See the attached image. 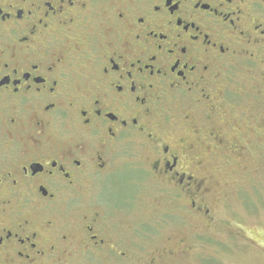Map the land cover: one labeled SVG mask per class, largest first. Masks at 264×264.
Instances as JSON below:
<instances>
[{"label": "flooded vegetation", "instance_id": "flooded-vegetation-1", "mask_svg": "<svg viewBox=\"0 0 264 264\" xmlns=\"http://www.w3.org/2000/svg\"><path fill=\"white\" fill-rule=\"evenodd\" d=\"M263 54L264 0H0V264L194 251L180 228L141 254L144 228L119 216L133 203L100 194L132 173L178 225L218 224L214 157L264 152V90L232 85L242 69L263 83Z\"/></svg>", "mask_w": 264, "mask_h": 264}, {"label": "rangeland", "instance_id": "rangeland-1", "mask_svg": "<svg viewBox=\"0 0 264 264\" xmlns=\"http://www.w3.org/2000/svg\"><path fill=\"white\" fill-rule=\"evenodd\" d=\"M260 68L263 69L264 66L260 65ZM241 75L236 76L233 88L241 89L254 103L251 95L257 90H264V82L259 84L254 74L249 78L243 69ZM262 148L264 151V147ZM258 152L259 148L256 146L254 149L253 146L239 158L214 157L210 176L215 184L213 199L220 222L212 225L209 230L199 228L196 222L178 225L177 222L183 216L175 210L174 201L172 203L161 198L163 192L147 177L139 189L133 191V187L128 184L133 174L121 173L109 182L100 197L110 202L129 200L133 203L131 208L121 210L119 216L127 221L136 220L139 222V229L144 228L136 236L141 254L165 234L176 230L179 232L181 228L194 243V251L170 264H264V152L259 157L253 155ZM163 211H169L171 214L166 216L175 219L171 222H176L164 226V221L159 219L165 217ZM153 216L157 217L156 224L152 225L153 230L147 224L142 225L144 221L151 222L150 218ZM148 258L150 257L139 256L136 259L139 264H146ZM125 260L123 264H132ZM74 263L83 261L81 257H77Z\"/></svg>", "mask_w": 264, "mask_h": 264}]
</instances>
